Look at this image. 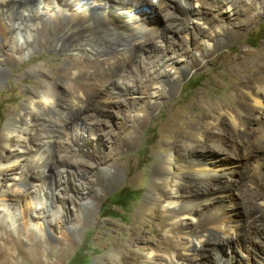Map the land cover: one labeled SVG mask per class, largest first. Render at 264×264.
Instances as JSON below:
<instances>
[{
	"label": "bare ground",
	"instance_id": "6f19581e",
	"mask_svg": "<svg viewBox=\"0 0 264 264\" xmlns=\"http://www.w3.org/2000/svg\"><path fill=\"white\" fill-rule=\"evenodd\" d=\"M263 17V0H0V90L28 56L33 61L40 57L37 53H60L71 62L56 68L57 75L47 62L27 68L24 76L37 80L40 88L24 90L20 109L9 110L0 129V233L6 234L0 236V264L18 260L20 264L24 260L26 264H49L53 249L32 245L35 240L44 245L47 239L64 243L59 254L60 259L64 257L70 242L80 239L85 227L95 221L107 194L124 175L118 160L109 161L102 150L99 153V146L117 135L108 130L107 138L101 139L103 124L120 131L123 149L133 145L161 106L164 94L160 88L166 97L172 96L182 80L226 47L251 19ZM157 19L164 25L157 24ZM174 35L182 36V41ZM223 71L228 82L233 81L231 94L240 99L241 107L217 103L215 109L187 118L176 140L178 146L188 145L183 164L175 171L166 154L159 163L158 179L179 186L196 182L206 190L184 189L160 205L171 226L180 227L186 238L167 229L165 234L173 239L172 252L147 248L145 264H264V154H260L264 152V62L247 61L240 69L229 62ZM143 82L146 86L140 96L128 97L135 96L138 83ZM14 90L20 97L19 86ZM109 94L126 99L110 101ZM101 101L109 108L122 103L118 121L97 119L92 107ZM244 112L257 124L253 132L243 129ZM81 120L88 126L79 125ZM222 124L234 129L239 141L233 144L225 135L215 136L209 130L211 125ZM89 137H94L93 142L87 141ZM27 141L32 145L27 147ZM169 145H163L162 151H170ZM7 150H11L9 155ZM218 154L234 157L235 165L229 169L220 163L211 166L210 158ZM247 160L250 163L243 167ZM56 162L59 180L52 188L47 168ZM39 167L40 182L31 177ZM87 174L93 178L87 180ZM236 184L239 190H234ZM239 192L250 194L254 212L245 215L238 210L244 203ZM148 195L155 198L152 209L156 210L158 192L153 188ZM70 205L78 207L75 217L68 214ZM58 219L60 236L55 231ZM13 235L27 242L28 248L15 246ZM122 236L139 239L137 233L123 232ZM242 237L258 245V260H253L251 245L244 247L247 254L240 262L231 255L239 251L231 248Z\"/></svg>",
	"mask_w": 264,
	"mask_h": 264
},
{
	"label": "rangeland",
	"instance_id": "374dc122",
	"mask_svg": "<svg viewBox=\"0 0 264 264\" xmlns=\"http://www.w3.org/2000/svg\"><path fill=\"white\" fill-rule=\"evenodd\" d=\"M156 23L161 24V26L164 25L160 19H157ZM206 30L209 32V28ZM173 37L179 42L182 41V36L174 35ZM190 47H195V42L191 43ZM263 49L264 17L259 20H255L253 18L249 21L247 26L242 27V30L235 34L226 47L218 51L212 59L207 60L203 66L195 69L187 78L182 80L177 91L172 96L166 97L165 90L162 91L163 88L159 89V92L162 95L164 94L161 106L152 114L150 122L138 133L137 140L133 145H128L127 148L123 149L120 145V143L123 142V136L120 131L116 128H109L106 124H103L100 136L101 139L107 138L108 130L116 132L117 135H113L112 140L105 141V146H99V153L100 150H102L104 153L100 154L109 161L118 160L124 171V175L117 186L109 194H107L105 200L102 202L95 219L96 222L94 221L85 227V229L81 232L80 239L70 242V249L64 257L60 259L59 255L61 252L60 250L65 248V244L62 242L56 244L50 239H47V245L41 244L38 240L33 242L32 245L35 246L40 244L41 249H44V247L45 249H53V256L49 259V264H145L144 262L146 261L148 249L150 247L162 249V254L172 252L174 245L173 239L171 234V238H169V235L165 234L167 229L168 231L170 230V233L176 236L180 233L183 238H186L183 236L180 227L174 228L171 226V221L167 212L165 213L164 210H161L162 206L160 205H164V201L167 199L177 198L183 194L185 190L193 193L200 191V188L206 190L204 188L205 185H199V183L194 182L189 184V186H179L172 180L158 179L156 177L158 165L161 160L166 157V155L171 158L175 171L183 164L184 155L188 149V145L182 142L178 146L176 144V140L178 136L181 135L180 133L189 118L191 119L199 112L206 113L208 108L215 109L217 103H235L236 106L241 107L240 99L234 98L231 94L233 81L231 80L228 82L223 69L229 62H232L238 69L242 68L247 61L253 62L256 60V62L263 63ZM35 55H40V57L35 58L33 61H29L31 56H28L25 59V63L16 68V71L11 74L10 78L6 80V83L0 90V129L7 120L8 111H18L20 109L24 98V90L32 89L34 91H38L40 88V84L37 80L33 78H26L24 76V72L27 68L39 63L47 62L49 65L48 67L52 70L53 74L57 75L56 68L67 66L71 63L70 61L68 62V60L65 59V56L60 53L42 52ZM174 66L175 65H172L171 67ZM172 71L178 72L179 70L174 68ZM138 84L139 86H137V91L139 92H137L135 96L132 94L128 95V97L140 96V89L142 90L143 86H146V83L143 82ZM16 86H19V88L23 91L20 97L17 95V91L14 90ZM12 89L14 91H12L11 94H8V92ZM59 89L60 91H63L64 87L59 86ZM109 95L113 97L110 101L114 100L122 102L126 99L124 94V96L120 97L116 94ZM204 97H206L205 102L203 101ZM110 106L112 110L111 112L109 110L100 109H110L105 102L101 101L96 103V105H93L92 111L96 113L97 119L101 122L102 120L103 122L106 120L108 121L110 118H114L115 121H118L119 111L123 108L122 103H116ZM37 114H43V112L38 111ZM130 115L132 117V111L129 112V129H131V123L134 120L130 117ZM244 115L246 118L243 119V129L249 131L252 130L253 132L257 125L256 122L249 119V114L244 112ZM170 119L173 123H175V125L171 123ZM82 123L83 126H88L86 121H79V125H82ZM73 126L74 125L72 124L71 127ZM209 130L215 136L225 135L231 142H233V144L236 141H239L237 132L234 129H226L224 124L221 126L211 125ZM35 138L36 135H33V139ZM116 138H120L121 140L119 139V142H116ZM92 139H94V137H89V140L87 141L93 142ZM14 144L15 142L13 141L12 145ZM166 144H170L169 146L172 147V149L170 151L163 152V149L161 148H163L162 146ZM196 144L197 143H193L194 146ZM25 145L29 147L32 143L27 141V144ZM255 146L259 147L256 143ZM229 150H231L233 156H235L232 151L233 149L229 148ZM10 151L11 150H7L6 153L9 155ZM57 151L58 150L56 149V154L58 155ZM260 154L263 155L264 152ZM61 155L62 157L65 156L63 154ZM226 157V154H218L217 156L211 157V166L219 165V163L220 165H223V169H229L230 166H234V157ZM64 159H66V157H64ZM248 163H250V160L244 161L243 164L245 165L243 167H246ZM261 165L263 164L261 163ZM57 166H59V163L56 162L52 163L51 166L47 168L49 171L47 180L49 186L52 188H54L53 183H56V180H59L57 172L54 169ZM243 169L244 168H241L239 170L242 177L245 176ZM38 170H40V167L32 171L31 177L33 180L35 179L40 182L41 179L38 178L39 175H36ZM89 170L87 169V171ZM240 174H238L239 176H237V178L240 177ZM87 178V180H91L93 178L92 174H87ZM69 180H72V178L70 177ZM8 185H10V183ZM238 187L239 186L236 184L234 190H239ZM153 188L156 189L159 194L157 198L158 206H156V210L152 209L154 203H156L155 198L151 196L149 197L148 195ZM241 193L239 194V198L242 203H244L238 210L242 211L245 215H247V213L249 214L254 212L256 208L250 194L246 193V196H242ZM236 194H238V192ZM47 196H49L48 193ZM232 201L236 203L237 199ZM68 208L69 216L75 217L78 210L77 205H70ZM235 212L236 210L234 213ZM59 220L60 219L56 220L55 231L57 236H60L61 232L60 224L57 223ZM136 227L141 228L144 232L141 233L139 231L138 233L135 229ZM123 232H127V234L137 233L139 239L128 237L124 238L122 236ZM2 233L4 236L6 235L4 234L5 232H1L0 236H3ZM11 237L13 238V244H15L18 248H28L29 244H27V242H20L15 235ZM166 244L169 245L168 248H165L167 246ZM249 245H251L250 247L253 251V260L255 259L256 261L259 259L260 252L258 245L255 243H247V240L242 237L239 242L233 244L231 248V250L235 247L236 249H239L238 252L234 251L235 255L231 253L237 262H240L241 259L246 256L247 253L243 251V249ZM221 249L225 250L227 253L231 251L230 248L229 251L227 247H221ZM26 262L28 261H23L25 264ZM20 263L21 261L18 260L16 264ZM27 264L35 263L30 262Z\"/></svg>",
	"mask_w": 264,
	"mask_h": 264
}]
</instances>
